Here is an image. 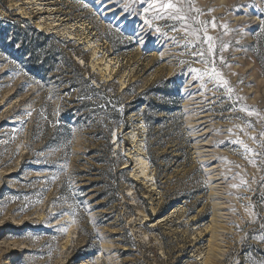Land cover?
I'll return each mask as SVG.
<instances>
[{"label":"rangeland","instance_id":"374dc122","mask_svg":"<svg viewBox=\"0 0 264 264\" xmlns=\"http://www.w3.org/2000/svg\"><path fill=\"white\" fill-rule=\"evenodd\" d=\"M173 2L0 0V264H264V0Z\"/></svg>","mask_w":264,"mask_h":264},{"label":"snow or ice","instance_id":"6c2138e0","mask_svg":"<svg viewBox=\"0 0 264 264\" xmlns=\"http://www.w3.org/2000/svg\"><path fill=\"white\" fill-rule=\"evenodd\" d=\"M149 7H154V5L153 4H150ZM190 7H191V5H190ZM160 8L165 9L166 11L167 10H171V12H170V14L168 16V18L170 20L180 21V20H187L188 19L187 17H184V16H181L180 15L181 9L177 7V3H174L173 0H168V3L167 4L161 3L160 4ZM158 15H159V13H158ZM160 18L163 19L164 17L163 16H160ZM170 30L177 31V28H176L175 25H172L171 28H170ZM157 31H159V29H157ZM136 38H137V40H139V37H136ZM207 42H208L209 48L211 50L213 48V45L211 43V38H208V41ZM184 46L185 47H194V45H192L190 42L189 43H186ZM193 54L195 56H197V57H202L204 55L203 52H194ZM220 59L222 61L223 58L221 57ZM206 63H209V62H206ZM210 63L214 66L215 61L214 60L213 61H210ZM225 66L227 67L228 65L225 64ZM211 76L214 77V78L221 77L219 86H221V87H226L227 86L228 82L226 80H223L222 79V74L220 72L216 71L214 67H213V71L211 73ZM228 91L230 92L231 89L229 88Z\"/></svg>","mask_w":264,"mask_h":264}]
</instances>
